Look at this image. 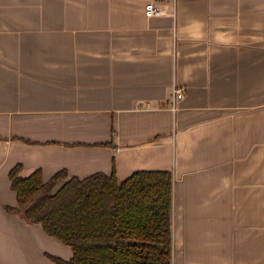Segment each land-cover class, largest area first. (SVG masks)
I'll return each instance as SVG.
<instances>
[{"label": "crops", "instance_id": "1", "mask_svg": "<svg viewBox=\"0 0 264 264\" xmlns=\"http://www.w3.org/2000/svg\"><path fill=\"white\" fill-rule=\"evenodd\" d=\"M16 165L169 171L170 264H264V0H0V264L68 260Z\"/></svg>", "mask_w": 264, "mask_h": 264}, {"label": "trees", "instance_id": "2", "mask_svg": "<svg viewBox=\"0 0 264 264\" xmlns=\"http://www.w3.org/2000/svg\"><path fill=\"white\" fill-rule=\"evenodd\" d=\"M8 173L15 208L71 250L55 264H170L171 174L136 171L118 182L114 172L83 178L64 170L43 181L39 169Z\"/></svg>", "mask_w": 264, "mask_h": 264}, {"label": "built area", "instance_id": "3", "mask_svg": "<svg viewBox=\"0 0 264 264\" xmlns=\"http://www.w3.org/2000/svg\"><path fill=\"white\" fill-rule=\"evenodd\" d=\"M165 13L166 10L161 6L156 5L154 2H148L144 5V14L146 16H159ZM173 96L175 100L182 98V91L180 89H175Z\"/></svg>", "mask_w": 264, "mask_h": 264}]
</instances>
